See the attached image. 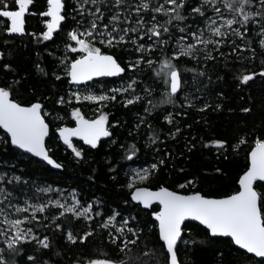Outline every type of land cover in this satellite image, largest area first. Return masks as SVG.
Wrapping results in <instances>:
<instances>
[{"label":"snow or ice","instance_id":"1","mask_svg":"<svg viewBox=\"0 0 264 264\" xmlns=\"http://www.w3.org/2000/svg\"><path fill=\"white\" fill-rule=\"evenodd\" d=\"M13 5L0 0V18L7 20L6 34H28L38 41H53L64 33V52L58 60V71L63 75H53L56 80L67 77L71 87L64 95H58L55 103L71 105L65 115L75 126L53 123L55 109L48 111L39 99H19L16 93L20 80L0 84V129L5 130V136L0 137V145L4 146L0 156L15 146L55 169H63L65 165L53 158L55 153L46 144L50 132H58V138L81 162L87 153L74 145L73 138H79L90 149H97L103 138H112L109 143L122 149L121 159L133 163L145 154V149L155 151L158 158L154 157L147 166L131 169L124 185L130 191L131 201L142 204L144 209H152L154 203L161 206L152 213L158 221V247L145 253L151 264H184L182 253L186 249L214 245L218 237L230 238L246 254H253L254 264H264V260L255 261L256 257L264 258V135L253 140L238 190L231 194L214 197L202 191H187L196 187L195 179L178 184L185 191L165 186L153 190L147 186L173 156L170 151L159 154L167 137L176 140L183 131L176 123V114L185 115V107L194 108L208 94L212 83L208 63L229 56L237 62L254 61L257 47L264 51V0H46V10L40 13L47 18L46 30L39 36L26 33V17L35 15L30 11L34 0H13ZM245 52L250 55L244 56ZM125 55L133 58L125 59ZM4 57L5 53L0 51V59ZM186 61L194 66L185 67ZM3 67L13 71L10 64ZM40 71L48 74L43 68ZM129 72L133 75H127ZM256 75H244L241 83L247 85ZM259 75L264 77V71ZM158 88L163 89L159 97ZM118 97L125 108L143 105V115L137 114L129 131L132 142L128 144L115 139L111 129L117 125H110L109 114L104 111ZM181 98L182 103L177 105ZM85 104L96 106L91 118L82 110ZM164 105H172L176 114ZM211 106L205 102L198 111L206 112ZM160 115L166 125L172 126L163 136V130L150 122ZM55 119L63 122L64 117L56 115ZM142 127L144 139L138 142L136 137ZM238 144H247V137ZM204 146L221 151L232 148L227 140ZM186 147L192 151L195 144ZM20 163L23 162L0 161V264H46L43 251L55 247L48 233L65 234L71 244H84L96 234L93 225L107 233L118 256L140 241L146 225L140 226L131 214L125 216L116 208L105 212L102 201L83 200L76 189L54 187L55 182L41 184L28 176ZM108 166L113 172L122 167L115 160L108 161ZM216 171L223 174L219 168ZM69 217L72 223L68 222ZM187 220L204 226V240L191 235L185 238ZM80 222L86 230L74 234L73 224ZM28 245L35 246L34 254L27 253ZM74 264L130 261L105 255L86 261L77 258Z\"/></svg>","mask_w":264,"mask_h":264},{"label":"trees","instance_id":"2","mask_svg":"<svg viewBox=\"0 0 264 264\" xmlns=\"http://www.w3.org/2000/svg\"><path fill=\"white\" fill-rule=\"evenodd\" d=\"M10 6L13 0H7ZM70 0H66L69 3ZM46 10V0H34V6L30 9L35 15L26 17V33H36L39 36L45 29V20L40 13ZM7 20L0 18V51L5 53V57L0 59V84L11 83L14 80L21 81V87L16 95L21 100L39 99L44 103L48 111L55 109L51 118L58 126L66 124L73 126L75 123L65 115L71 110V105L61 106L56 104L58 95H64L70 89L67 77L56 80L54 72H59L58 60L63 55L64 47L62 40L64 33L54 37L53 41H38L36 37L25 34L23 36L5 32ZM239 43V41H237ZM230 51V49H221ZM249 56L250 53H243ZM125 59H132L131 56H124ZM155 59V56H153ZM10 64L13 71L6 70L3 65ZM185 67L192 68V62H185ZM43 68L48 73L44 75L40 69ZM208 74L212 76V83L208 94L196 103L194 108L185 107V115L176 114V108L172 105H164L169 112L176 114V123L183 129L176 140L167 137L166 142L160 145V154L172 152L173 156L167 161V166L162 167L158 176L151 180L147 186L157 189L159 186L169 187L173 190L185 191L178 188L179 183H185L189 179L197 181L194 189L207 193L214 197H221L238 190V181L245 171L248 161L246 159L250 146L256 136L264 135V77L259 73L264 71V51L257 47L256 58L237 62L234 57L220 58L216 62L208 63ZM256 73L254 80L247 85L241 83L244 75ZM145 67V75H148ZM127 75H133L132 72ZM105 80H117V78H102ZM112 86H116L112 84ZM163 92L162 88L156 90V96ZM222 94V95H221ZM207 102L212 106L206 112L198 109ZM182 98L176 101L179 105ZM219 106V107H218ZM143 105L137 104L125 108L121 103V98L107 104L104 111L109 114L110 125H117L112 128L115 139L125 144L131 143L129 131L137 120V114ZM96 106L85 104L82 110L91 118ZM250 108V112L243 109ZM63 116V122L55 119V116ZM155 115V113H154ZM163 130L162 136L171 125H166L163 115L157 116L150 121ZM191 125V128L188 127ZM136 137L138 142L144 139V129ZM5 132L0 129V137H4ZM247 137V144L239 145L238 141ZM112 138H103L97 149H90L81 141L75 140L73 143L78 148L82 147L87 153L85 161L77 160L71 150L65 146L58 138L57 132H50L46 144L55 153L54 159L65 165L63 169H53L39 159L11 146L2 156V160H13L20 162L23 169L33 180L43 184L52 183L54 187H61L71 191H79L83 200H99L105 205V212L109 209H119L125 216L131 214L144 227V233L140 241L135 246H129V250L120 253L118 249L108 242L107 233L100 228H96V234L84 243L71 244L66 240L65 234L48 233L52 235L54 249L44 250L42 259L46 264H74L79 258H104L105 255L113 258H122L130 261V264H151V258L145 253H152L154 247H158V227L152 213L158 211L159 206L154 205L152 209H144L139 204L130 199V191L124 187L128 176L126 173L134 167L140 168L153 162V158L158 154L155 151L145 149V154H141L135 162L121 159L122 149L109 143ZM215 140H227L232 148L221 151L208 148L204 145ZM195 144L192 151H188L186 145ZM4 146L0 145V149ZM238 148V151L233 149ZM219 153V154H218ZM227 155V159L224 156ZM115 160L122 167L113 172L108 166V161ZM115 167V164L113 165ZM219 168L223 174L216 171ZM180 169L184 171L181 172ZM67 192V191H66ZM128 201L127 204L124 201ZM72 223V218H68ZM185 238L191 235L197 240H204L207 236L205 228L195 222H186ZM74 234H82L85 226L82 222L73 224ZM214 245H201L200 247H189L182 255L184 264H254L251 257L244 250L239 249L231 242L230 238H215ZM34 245L26 246L29 255L34 254ZM183 248L184 246L181 245ZM58 253V254H57ZM39 258V257H38ZM26 259V257H25ZM264 260L255 258V261ZM23 264V261L21 262ZM31 264V262H29Z\"/></svg>","mask_w":264,"mask_h":264},{"label":"water","instance_id":"3","mask_svg":"<svg viewBox=\"0 0 264 264\" xmlns=\"http://www.w3.org/2000/svg\"><path fill=\"white\" fill-rule=\"evenodd\" d=\"M75 126V124L73 125V126H70V127H74ZM4 132H5V130L4 129H2ZM57 134H58V132H57ZM58 136H59V134H58ZM47 140H48V138H46V142H47ZM75 140H77V141H80L79 140V138H73V142L75 141ZM62 143H63V141L62 140H60ZM82 142V141H81ZM83 143V142H82ZM87 146V145H86ZM13 147H15V146H13ZM16 148V147H15ZM20 150V149H19ZM22 151V150H21ZM23 152V151H22ZM25 154H29V153H25ZM29 155H31V154H29ZM32 156V155H31ZM34 157V156H33ZM34 158H36V159H39V160H41L40 158H37V157H34ZM42 161V160H41ZM52 167V166H51ZM53 169H55L54 167H52ZM56 170H58V169H56ZM243 174V173H242ZM242 174H241V176H242ZM240 176V177H241ZM153 190H156V189H153ZM173 190V189H172ZM134 203H136V204H138V202H134ZM142 208H144L143 207V205L142 204H139ZM154 205H158V203H154L153 204V206ZM159 206V209H158V211L160 210V205H158ZM153 217H154V215H153ZM154 219H155V217H154ZM157 222V227H158V221H156ZM186 222H195V223H198V224H200L198 221H194V220H187ZM185 222V223H186ZM201 225V224H200ZM203 226V225H202ZM204 227V226H203ZM224 238H227V237H224ZM236 247H238V246H236ZM245 251V250H244ZM251 255H253V254H251ZM257 258H259V257H257ZM264 259V258H263Z\"/></svg>","mask_w":264,"mask_h":264},{"label":"rangeland","instance_id":"4","mask_svg":"<svg viewBox=\"0 0 264 264\" xmlns=\"http://www.w3.org/2000/svg\"><path fill=\"white\" fill-rule=\"evenodd\" d=\"M132 169H138V168L134 167ZM64 194H65V196H67L68 195V192H65Z\"/></svg>","mask_w":264,"mask_h":264}]
</instances>
